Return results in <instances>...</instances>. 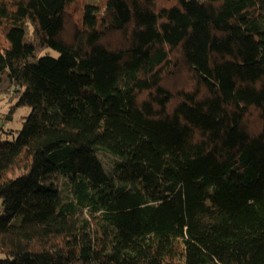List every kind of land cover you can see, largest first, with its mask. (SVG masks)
<instances>
[{
  "label": "trees",
  "instance_id": "1",
  "mask_svg": "<svg viewBox=\"0 0 264 264\" xmlns=\"http://www.w3.org/2000/svg\"><path fill=\"white\" fill-rule=\"evenodd\" d=\"M14 95L0 264H264V0H0Z\"/></svg>",
  "mask_w": 264,
  "mask_h": 264
},
{
  "label": "rangeland",
  "instance_id": "2",
  "mask_svg": "<svg viewBox=\"0 0 264 264\" xmlns=\"http://www.w3.org/2000/svg\"><path fill=\"white\" fill-rule=\"evenodd\" d=\"M159 3L165 4L166 0H158ZM74 10L73 7L71 8ZM77 17L80 16L81 11L77 7L74 10ZM185 73V72H184ZM186 77L180 74L176 81H169L168 85L176 89L184 85ZM18 96L11 97L4 96L0 99V139L4 141H12L16 139L24 122L32 109L29 106H17ZM99 157L104 162L105 167L109 170L112 168L113 162L116 157L106 151H100ZM62 181V180H61ZM1 205V201H0Z\"/></svg>",
  "mask_w": 264,
  "mask_h": 264
}]
</instances>
